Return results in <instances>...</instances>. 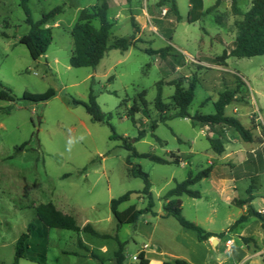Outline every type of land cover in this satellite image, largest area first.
Instances as JSON below:
<instances>
[{"label": "rangeland", "instance_id": "rangeland-1", "mask_svg": "<svg viewBox=\"0 0 264 264\" xmlns=\"http://www.w3.org/2000/svg\"><path fill=\"white\" fill-rule=\"evenodd\" d=\"M159 1L108 0V18L113 24L110 41L126 37L133 45L125 52H107L96 68H74L70 65L74 51L72 29L81 11L98 0H31L29 7L35 21L59 6L64 8L62 14L47 23L46 27L53 31V42L38 60L20 43L30 31L20 0H0V90L5 87L15 95L13 102L0 99V264L14 263L17 241L28 233L31 223L41 227L37 208L48 203L73 216L81 228L90 223L109 238L51 229L47 241L30 236L29 251L19 264H39L43 249L47 252L45 264H118L115 254L120 243L124 245L123 264H141L142 251L151 264H162L156 253L164 252L163 264L179 259L175 255L187 256V250L178 244L182 227L173 217L160 216L168 202L167 192L190 173L196 175L209 167L219 176L229 172L238 175L241 168L234 164L241 161L240 156L264 142V56L231 57L227 67L213 64V59L222 55L238 35L236 24L242 16L235 15L232 0H222L217 9L194 23L189 22L191 0H177L182 16L179 22L169 11L170 4L161 7ZM215 2L197 0L196 14ZM251 2L238 0L242 14L250 10ZM165 49L164 55L147 52ZM193 80L196 90L189 108L191 117L215 114L219 94L226 89L237 90L225 114L251 130L253 143L244 142L233 128L175 117L178 109L172 97L176 86L171 84L177 82L187 89ZM159 83H163L168 107L163 114L155 108ZM51 88L56 95L48 101L23 99L25 92L43 94ZM91 91L106 115L103 123L93 122L85 107L74 103L88 102ZM144 91L147 104L143 106ZM135 104L140 108L135 113L136 125L128 117ZM143 130L146 135L139 139ZM115 134L126 138L127 143L131 141L139 154L182 159L180 165L157 164L141 157L131 159L150 176L153 210L157 214L146 215L134 225L118 226L111 209L113 199L129 192L130 200L120 205V211L132 205L138 209L148 206L142 193L144 182L129 172L127 159L131 153L123 147L122 140L114 138ZM210 138L223 141L224 154L211 150ZM257 173L253 179L240 180L236 184L239 193L233 196L246 200L249 195L245 188L251 187L256 196L255 209H261L264 162ZM221 188L204 180L192 187L202 198L181 197L185 218L203 227L197 222L201 220L217 235L213 237L217 239L213 250L210 244L196 249L198 259L212 253L213 264H238L247 247L264 254V233L259 232L260 228L252 225L247 232L260 238L263 247L255 240L246 244L230 229L239 207L232 204L230 184L226 181ZM212 209L211 224L206 220ZM222 233L225 235L220 236ZM227 239L235 244L232 252L226 249ZM220 253L223 259L218 257ZM233 257L240 259L233 261ZM248 264L264 262L257 257Z\"/></svg>", "mask_w": 264, "mask_h": 264}, {"label": "trees", "instance_id": "trees-1", "mask_svg": "<svg viewBox=\"0 0 264 264\" xmlns=\"http://www.w3.org/2000/svg\"><path fill=\"white\" fill-rule=\"evenodd\" d=\"M30 1L31 0H20V6L26 15V23L30 27L29 33L20 39V43L26 46L30 56L34 60H38L46 54L53 42V31L51 28L46 27V25L52 18L62 14L64 8L63 6H59L49 13L44 14L40 20L35 21L32 17L29 7ZM127 1L132 2L133 0ZM191 2L192 7L189 12V22L194 23L200 20V16L208 15L217 9L221 5L222 0H216L212 7L200 13V15L196 14L197 0H191ZM159 4L161 7L170 4L169 11L175 15V18L178 22L182 20L177 0H160ZM232 8L235 15L242 16V20L236 24L238 29L236 40L223 51L222 55L213 59V64L218 66L227 67V61L231 57L252 58L264 56V0H252L250 10L244 14H242L238 8V0H232ZM109 9L110 5L108 0H98L95 5L81 11L78 21L74 25L71 33L74 42V51L70 59V65L72 67L96 68L104 59L107 52L114 49L125 52L133 45L131 39L126 37H114L113 41H110L113 24L108 18ZM95 22H98V25H95ZM132 24L137 28L135 21H132ZM167 50L168 49L160 51L147 50V52L151 55H164ZM171 85L176 86L175 93L172 97L173 103L178 109V113L175 116L176 118H194L195 120L210 123L211 125H222L228 128H233L240 135L244 142H254V136L250 129H247L239 119L227 116L225 114L226 108L235 101L238 93L237 90L226 89L219 94L218 100L214 104L216 110L215 114L191 117L189 108L195 98L196 81L193 80L187 89L177 82H173ZM55 95V90L51 88L43 94H31L25 92L23 99L39 103L48 101ZM145 96L146 92L144 91L141 95L143 106L147 104L144 98ZM0 99L13 102L15 101V95L10 89L2 87L0 90ZM74 103L84 106L87 113L91 116L93 122H104L106 115L101 111V108L97 102V97L94 95L93 91H91L89 94L88 102L75 101ZM155 108L162 114L168 109L163 98V83H159L157 85ZM139 111L140 108L137 104H135L128 114V117L135 125L137 123L135 119V113ZM153 128H156V125H154ZM145 135L146 131H141L139 139L144 138ZM114 138L122 140L123 147L131 153L127 159V165L130 168L129 172L132 176L140 178L144 182V189L142 193L148 199L147 208L138 209L136 206L132 205L124 211H120L119 207L121 204L130 200L132 192H129L118 199L112 200L111 209L114 218L118 222V226L134 225L140 222L146 215H152L155 217L157 214L153 210L154 200L150 176L144 172L139 165H134L131 159L133 157L147 158L157 164L162 165H180L182 164V159L179 156L172 157L171 160H168L151 153L139 154L131 141L127 143L126 138L117 136L116 134L114 135ZM158 141H160V139H158ZM209 144L211 150L218 155H222L226 151V147L220 138H210ZM247 163H250V159L247 161ZM212 170V167H209L200 171L196 175L190 173L186 180L177 183L175 187L169 190L165 195V199L168 200V202L164 206V217H173L181 227L196 232L200 242L208 241L210 238L217 235L208 232L197 223L185 218L183 215L181 197L186 195L191 198L200 199L201 193L199 191L193 190L192 187L199 184L204 179H207L210 176ZM244 177V175L237 176L239 179ZM247 193L249 195L248 199L236 200L238 205L248 206L247 213L242 215L233 225H231L230 229H235L248 222L251 217H255L260 220L262 228L264 229V213L257 211L252 205V202L255 199V197L252 195V189H249ZM36 216L37 221L39 224H41V227L38 229L34 223H31L28 226V233L21 235L16 244L15 261L13 264H19L20 259H23L26 253L29 251V238L31 235L43 237L47 241L49 237V230L51 229L69 230L73 232L84 231L85 233L97 238H109V235L101 234L95 230L90 223L81 228L73 216L64 214L52 203L40 205L37 208ZM223 235H225V233H222L220 236ZM253 240V238H243V241L246 244ZM46 253V249H43L39 264L46 263ZM94 256L95 258H98L97 255ZM115 257L118 264H123L125 256L124 245L122 243H120V248L115 254ZM262 258L264 262V254L262 255ZM139 260L141 264H150V260L146 258L144 251L139 254ZM164 264L190 263L183 259H176Z\"/></svg>", "mask_w": 264, "mask_h": 264}, {"label": "crops", "instance_id": "crops-1", "mask_svg": "<svg viewBox=\"0 0 264 264\" xmlns=\"http://www.w3.org/2000/svg\"><path fill=\"white\" fill-rule=\"evenodd\" d=\"M226 158L228 159L231 157H226ZM249 159H250V163L248 164L247 161ZM240 160L241 161L239 163L234 164V166L236 165V166H239L241 168V172H239L238 175H234L232 172H229V173H226L224 176H219L218 171L213 169L210 176L207 179H204L207 181H211L212 186L215 185L216 189H218V190L223 189V188H221V185L223 187V184L226 181H227V183L230 184V188H231V190H233L232 200H231L232 204L239 207V212L237 214V218L233 220L234 222L231 225H233L242 215L246 214L247 210H248L247 205H238L236 203V200L239 199L238 196H236V197L233 196L236 192L239 193V190L236 189V186H237L236 184L240 180L243 179V178L239 179V178H237V176H243L244 175L245 176L244 178H251V179H253L255 176H258L257 172L260 170L262 162H264V142H262L260 144V146L257 147L256 149H250L247 154H245V153L242 154V156H240ZM203 181H201L199 184H201ZM249 189H252V188L251 187L245 188L246 191H248ZM252 195L254 197H256L255 194L253 193V190H252ZM201 198H202V194H201ZM254 200L252 202L253 206H254ZM256 210L264 213V207L261 209H256ZM162 213H164V212H161L160 216L164 217V214H162ZM206 221H210L211 224L213 223V209L208 213V217H207ZM252 221H253V224H251ZM197 222H199L205 228V230H207L208 232L214 233L213 228L206 226L207 224L205 225L204 222H202L201 220L197 219ZM252 225H255L258 228H260L259 232L264 233V229L262 228L261 221L258 220L257 218L253 219L252 217L248 220V222L240 225L239 227L235 228L233 231L237 232V234L242 239L243 238H253L259 244V246L263 247L260 238H258L256 235H253V233L247 232L248 227H251ZM213 239L214 238L212 237L208 241L200 242L198 240L196 232H194L192 230L185 229L182 227V231L180 232L178 244L181 245L182 248L187 250V256H181V255H175V254L174 255H175V257H177L179 259H183V260L188 261L190 264H213V262H211L212 261L211 258L213 255L212 253L207 254V256H205V258L203 260H199L198 259L199 254H198V251L196 250L198 248H202L203 244H210V246L212 247L211 249L213 250ZM177 240H178V238H177ZM234 245H232L231 247H227L225 244L226 249L229 252H232ZM245 247H247V246L245 245ZM247 248H248V251H246V252L244 251L246 254L245 257L243 259L239 260L238 264H248L249 261H251L252 259L257 258V257H259V259L261 261H263V258H262L263 252L257 253L252 247H250V248L247 247ZM207 252H209V251H207ZM145 255H146V258L149 259V257H147L146 252H145ZM154 255H156L157 260H159V262L163 264V262L165 260L164 252L163 253H156ZM169 255H173V254H169ZM218 257L219 258L222 257V259L224 258L222 253H220ZM235 259H240V258H237V257L234 258L233 257V261H236ZM149 260H150V264H151V259H149ZM216 264H220V263H216Z\"/></svg>", "mask_w": 264, "mask_h": 264}, {"label": "built area", "instance_id": "built-area-1", "mask_svg": "<svg viewBox=\"0 0 264 264\" xmlns=\"http://www.w3.org/2000/svg\"><path fill=\"white\" fill-rule=\"evenodd\" d=\"M232 243H233V241H232V240H227V241H226V245H227V246H231V245H232Z\"/></svg>", "mask_w": 264, "mask_h": 264}, {"label": "water", "instance_id": "water-1", "mask_svg": "<svg viewBox=\"0 0 264 264\" xmlns=\"http://www.w3.org/2000/svg\"><path fill=\"white\" fill-rule=\"evenodd\" d=\"M162 214H164V213H162ZM217 241V239H213V242L215 243Z\"/></svg>", "mask_w": 264, "mask_h": 264}]
</instances>
